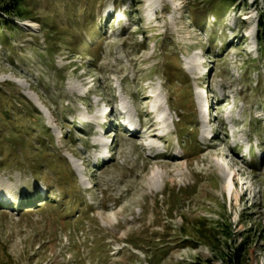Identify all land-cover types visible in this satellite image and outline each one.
<instances>
[{
    "label": "rangeland",
    "instance_id": "1",
    "mask_svg": "<svg viewBox=\"0 0 264 264\" xmlns=\"http://www.w3.org/2000/svg\"><path fill=\"white\" fill-rule=\"evenodd\" d=\"M263 10L0 0V264H264Z\"/></svg>",
    "mask_w": 264,
    "mask_h": 264
},
{
    "label": "trees",
    "instance_id": "2",
    "mask_svg": "<svg viewBox=\"0 0 264 264\" xmlns=\"http://www.w3.org/2000/svg\"><path fill=\"white\" fill-rule=\"evenodd\" d=\"M263 5H264V0H263ZM17 6L18 5H15V8H12V9H8V8L5 9V12L7 14L14 13ZM0 21L4 22L5 24H8L6 19L2 16L0 17ZM257 26H258V40L260 42V45H263L264 44V10L261 12V14L259 16ZM12 28H14V27L12 26Z\"/></svg>",
    "mask_w": 264,
    "mask_h": 264
},
{
    "label": "bare ground",
    "instance_id": "3",
    "mask_svg": "<svg viewBox=\"0 0 264 264\" xmlns=\"http://www.w3.org/2000/svg\"><path fill=\"white\" fill-rule=\"evenodd\" d=\"M27 26L29 27V28H34L35 27V25L34 24H32V23H27ZM200 100H201V98H200ZM227 188H228V190H230V188L232 187V185H233V182H234V177H233V174L232 173H229L228 175H227Z\"/></svg>",
    "mask_w": 264,
    "mask_h": 264
}]
</instances>
